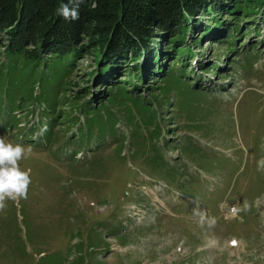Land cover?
<instances>
[{"label":"rangeland","instance_id":"rangeland-1","mask_svg":"<svg viewBox=\"0 0 264 264\" xmlns=\"http://www.w3.org/2000/svg\"><path fill=\"white\" fill-rule=\"evenodd\" d=\"M34 6L17 42L30 55L48 9ZM13 12L0 0V137L32 148L31 184L0 213V264H264L261 9L239 34L234 15L197 16L178 62H108L80 33L62 62L43 56L47 76L8 63Z\"/></svg>","mask_w":264,"mask_h":264},{"label":"trees","instance_id":"trees-1","mask_svg":"<svg viewBox=\"0 0 264 264\" xmlns=\"http://www.w3.org/2000/svg\"><path fill=\"white\" fill-rule=\"evenodd\" d=\"M229 1L233 2L232 9L225 6ZM261 1L256 0L255 4L259 6L252 9V0L245 4L243 0H84L81 4L83 7H80L79 20L71 21L65 20L56 13L61 3H69V0H43L48 5V9L44 10L47 12L45 17L47 20L40 25L39 43L38 46L34 43L36 50H33L30 55L27 53L30 50H23L22 45L17 42L20 41L19 37L24 38L26 34L24 28L29 19L26 12L31 10V7L37 8V6H34L35 0H13L15 16L3 28L14 40L5 48V57L8 63L12 62L31 70H37L42 64L47 67V70H44L47 76L51 72L49 68L51 64H46L43 56L46 54L55 56L57 57L55 61L62 62L61 60L73 51L76 37L81 33L91 36L94 47L108 62L113 58H121V61L125 63L128 58L137 61L136 59L144 57H150L152 61L153 57L156 58L157 55L160 57L162 52L168 49L167 55L173 57L171 55L174 54L175 62L184 61L186 57L190 58L192 49L181 45L188 38V33H194L197 30V16L216 20L223 14L229 13L235 17V24L231 26L233 31L236 30L238 34L244 33L239 30L242 23L238 24L240 23L238 20L240 17L244 19L245 25L248 21H254L250 16L254 13L258 14V9H261V17L264 18V7ZM236 8L239 9V13L235 11ZM209 23L214 26L215 21H209ZM156 31H162L163 34L156 36ZM200 31L207 34L209 29L204 27ZM158 37L161 39L158 43L163 46L154 49L152 43ZM231 51L234 49L232 48ZM185 65L182 63L180 69L174 72H168L166 69L161 73L165 75L164 77L179 75L183 70L186 71ZM131 68H136L137 72L131 71L130 75L140 83L143 78L142 74L138 73L140 70L138 64L135 63ZM116 87L119 90L125 89L121 84H117Z\"/></svg>","mask_w":264,"mask_h":264},{"label":"clouds","instance_id":"clouds-1","mask_svg":"<svg viewBox=\"0 0 264 264\" xmlns=\"http://www.w3.org/2000/svg\"><path fill=\"white\" fill-rule=\"evenodd\" d=\"M82 3L84 0L61 3L56 13L65 20L77 21L80 18ZM42 131H46V128ZM31 154L30 146L25 147L0 137V213L6 211L8 201L18 203L21 199H27L31 169H22L21 161L29 158Z\"/></svg>","mask_w":264,"mask_h":264}]
</instances>
